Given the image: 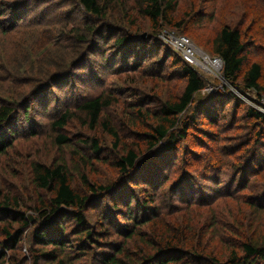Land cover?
Returning a JSON list of instances; mask_svg holds the SVG:
<instances>
[{
	"label": "trees",
	"instance_id": "1",
	"mask_svg": "<svg viewBox=\"0 0 264 264\" xmlns=\"http://www.w3.org/2000/svg\"><path fill=\"white\" fill-rule=\"evenodd\" d=\"M55 1L0 0V33H31L28 41L11 42L3 49L4 54L14 61L17 58L12 51L22 50L25 53H22V60L18 59L20 67L27 61L37 63L39 74L47 82L41 84L37 78L25 80L22 75L13 74L5 78L12 80L8 85L12 90L0 85V157L6 154L5 150L11 147L19 134L34 136L38 134L34 124L41 126L42 132H45L43 126L47 125L48 137L55 132L56 136L51 137L57 145L71 147L74 163L88 164L89 156L81 147L85 146L103 161L104 156L109 155L114 160L118 175L109 183L95 182L82 175L83 190L74 185L73 174L65 160L50 165L35 161L31 165L33 182L48 192L36 208L40 221L31 239H35L40 248H34L35 257L31 264L71 262L73 257L64 252L67 246L74 245L70 244L62 223L67 217L75 221L73 237L78 236L80 240L72 241H80L78 253L88 255L83 251L86 241L98 244L100 252L94 253L93 260L100 264H264V112L252 106L243 107L245 104L241 98L227 89L200 95L207 84L201 72L159 37L167 25L179 30L186 24L184 19L174 15L179 0H71L81 6L80 10L91 21L82 26L77 23L71 32L76 43H86L85 52H75L73 57L71 53L70 56L65 53L59 63H56V56L52 57V62L51 55L60 45L53 44L55 40L49 37L55 31L49 20H55L60 14ZM138 19L148 22L151 27L144 39L142 35L145 32L142 31L150 28ZM206 19L205 13H199V24L203 26ZM43 23L48 25L49 30L42 31ZM178 30L175 31L182 33ZM249 39L255 38L244 34L239 26L225 24L211 37L210 53L223 61V77L239 92L261 93L264 91V66L257 61L249 62V47L252 44ZM92 58L96 61L102 58L100 66L117 74L144 71L157 75L153 69L157 59L161 58L162 66L168 60L169 64L174 63L180 68L185 78L180 93L146 101L132 110L134 116L127 127L134 139L139 138L144 144L133 141L130 146L121 148L125 142L122 128L108 114L109 108L118 102L111 89L101 90L93 96H82V88L72 93L70 98L75 99L72 106L66 105L62 92L58 97H51V88L63 91L71 86L72 76L75 78V75L85 72L81 70L82 62ZM33 64L31 67L34 68ZM89 76L92 73L89 72ZM96 77L99 78V75L96 74ZM227 104L232 105L231 111L225 110ZM36 108L43 109L41 116L40 113L32 115ZM190 111L192 114L182 124L181 119L184 121ZM229 113L231 118L240 116L252 130L248 133L249 138L237 149L239 152L249 144L250 151L246 149V155L243 151L244 159L238 162L236 169L241 183L234 186L235 182H230L226 187L218 184L214 190L221 199L245 196V207L253 214L254 222H246L245 232L237 234L238 240L231 242L230 249L226 251L218 245L209 248L210 238L206 239L204 233L209 230L208 223L212 220L206 218L200 225L198 219H183V214L204 207L212 210L216 206V198H211L208 192L198 187L190 174L166 188L165 182L169 178L165 174L174 163L170 156L179 160L180 143L195 122L218 125L229 122ZM73 119L87 124L91 130L100 129L109 133L114 141V153L112 150L105 153L97 138L79 137L75 140L65 132ZM181 125L183 127L179 129ZM236 126L243 127L239 123ZM27 129H30L28 134ZM254 181L258 184H250ZM245 189L247 193H243ZM0 207L5 215L18 212L21 221L20 229L15 232L11 224L4 226L5 243L0 241L4 245L0 250V264H4L8 256L5 245L8 249H15L22 240L24 229L29 228L38 217L20 212L17 197L1 189ZM215 222L216 219H213L212 223ZM142 226L145 228H140ZM116 235L124 236L125 240L112 241L111 237ZM214 237L221 240L217 234ZM130 245L134 246V252H131Z\"/></svg>",
	"mask_w": 264,
	"mask_h": 264
},
{
	"label": "rangeland",
	"instance_id": "2",
	"mask_svg": "<svg viewBox=\"0 0 264 264\" xmlns=\"http://www.w3.org/2000/svg\"><path fill=\"white\" fill-rule=\"evenodd\" d=\"M3 2H6V0H3ZM55 2L58 5L60 14L55 20H49V23H51L55 29L54 34L52 33L49 37L55 40L53 44L59 43L60 45L59 48L55 49L57 51L51 55V61L53 62L54 58L52 60V57L56 56V63H59L64 59L65 53L66 56L71 53V57H73L75 52H77L76 54L85 52L86 43H76L74 35L71 34V32L74 31L72 28H75L77 23H81L80 26H82V24L84 25V23L91 21V19L88 20L87 15H85L83 10H80L81 6L78 3H74L71 0H57ZM199 13L206 14L207 19L203 24V26L206 25V27L199 24ZM174 15L179 19H184L186 24H184L183 28H180L181 30L172 27V25H167L163 33L169 32L185 36V41L191 42L193 48L197 50V61L207 63L210 59L212 61L218 59L210 53L209 41L220 27L225 24H230L231 26H239L244 34L247 33V35H251L255 38L254 40L249 39V42L252 41L249 47V62L252 63L257 61L264 66V0H179ZM138 20V22L142 21L144 24L147 23V27L150 29H145L142 32L149 34L151 30L150 24L144 20ZM176 29L182 33L176 32ZM46 30H49V27L45 24L42 31ZM2 34L3 33H0V82L3 84L0 83V85H3L4 89L8 88L12 90V88L8 86L12 80L5 78L13 74L22 75L23 78H26L25 80L28 78H37L41 81V84L47 83L45 78L39 74V65L37 63L33 64L27 61L22 68L20 67V61H18V59L22 60V53L25 52L14 49L12 53L15 54V58L17 59L13 61L7 59L3 51V49L9 46L13 41H28L31 33L26 31H13L8 33V35ZM160 39L164 42L161 36ZM103 45L104 44H101V46ZM107 48L110 49L111 46ZM162 52L163 50H161L160 56ZM204 56L206 60L202 59ZM104 60L106 61V58ZM157 60L158 63L153 69V72H156L157 75H151V72L148 73L144 71L127 74L111 73L100 66L102 58H99L98 61L94 58L89 60L85 59L81 64V70L84 69L85 72L75 75V78L72 76L71 86L66 87L63 91L51 88L49 92L51 97H58L62 92L64 95L63 100L66 105L72 106L75 103V99L73 100L70 98L72 93L82 88H84L82 89L84 90L82 96H93L101 90L107 91L111 89L113 96L117 98L118 102L109 108L108 114L113 117L114 122L122 128L121 134L125 144L123 143L121 148L130 146L133 141L138 144H144L139 138L134 139L132 131H129L127 127L130 125V118L134 116V111L132 110L139 104H145L146 101L149 102L156 98L164 99L168 95L180 93L185 84V78L181 75L179 67L175 66L174 63L169 64L168 60L166 64L162 66V64H160L162 58ZM32 64L35 66L34 68L31 67ZM192 65L196 66L207 82L206 87L202 90L200 95L205 96L212 94L217 89H227L241 98L242 102L245 104L243 107L252 106L264 112V91L261 93L249 91L248 94L239 92L231 83L227 82L223 76L215 74V70L208 63L204 66L200 64ZM88 66L90 68H88ZM78 70L81 72L80 69ZM218 70H220V73L222 72L221 68ZM89 72L92 73V76H89ZM96 74L99 75V78L96 77ZM95 81H98V83H95ZM13 83L18 84V82ZM66 92H68V96ZM231 107L232 105L228 106L227 104L225 110L227 111V109H229L231 111ZM36 109L37 110L32 111V115L40 113L41 116L44 112L43 109ZM48 113L47 111V114ZM189 114L191 115L192 111L188 113L184 121L181 119L182 124L188 120L186 118L190 117ZM228 116L230 117L229 122H222L218 125L195 122L189 128L190 132H188L186 138L180 143L181 151L177 154L179 160H174V156H170L174 163L165 174L166 177L169 178L167 182H165L166 188H169L172 184L179 181L182 176L190 174L194 177L198 187L208 192L211 198H216V206L212 210H208L207 207H204L201 210L185 215L183 214V219H198L200 220V225H202L206 218L212 221L216 219L217 222L212 223L211 221L208 223L210 228L204 235L206 239L210 238L209 242H211V244L209 245L211 247L209 246V248L218 245V247L226 251L230 249L232 245L231 242L238 240L237 234H243L245 232V227L247 226L246 222H254L253 214L245 207L247 206L244 203L245 196H239L241 197L240 199H238V197L233 198V196L221 199L217 197L216 190H214L215 186L218 184L226 187L230 182H235L234 186L241 183L239 173L236 169L238 162L244 159L243 151L244 155L248 153L245 152L246 149L250 151V146L248 144L245 149H239V152H237L240 143L249 138L248 133L252 131L246 126L247 122L242 120L240 116L237 119L234 117L231 118L230 113ZM43 122L45 123V121ZM238 123L243 126L241 127L243 129L236 126ZM181 127H183V125L179 126V129H181ZM34 128L38 131L37 135H27L24 137L22 134H19L18 137L13 140L11 147L5 150L6 154L0 157L1 191L17 197L20 212L33 214L38 217L36 222H32L33 224H31L29 228L26 230L24 229L25 232L23 233L22 240L15 249H8L5 245L4 250L8 256L4 264H31L35 257L33 255L35 251L34 248H36V250L40 248L39 245L35 243V239H31V235H33V231L39 225L40 221V214L36 211V208L39 206L41 198L46 197L48 192L38 188L33 182L31 165H33L35 161L50 165L57 161L65 160L71 169V174H73L74 185L80 186L83 190L82 175L88 176L89 179L95 182L108 183L116 180L118 175L114 160L111 159L109 155L104 156L105 160L103 161L101 157L97 158L91 153L87 147L81 146L86 150L85 153L89 156V162L86 165H84L83 162L81 164L74 163L71 147L59 146L53 141L54 138L51 136H56L55 132L48 137L46 133V129L48 128L47 125L45 128L43 126V131L45 132H42V127L37 124H34ZM27 131L28 134L30 129H27ZM64 131L70 136L72 135L75 140L79 137H85L89 140L92 138L99 139L105 153L109 152V150L113 151V148H115L114 141L109 133L100 129L99 131L91 130L87 124L79 122L78 120L74 121L73 119ZM185 143L187 144L185 145ZM208 143L210 145H208ZM141 154L144 155L142 152ZM255 182L256 181L250 182V184H258ZM243 193H247V190L245 189ZM1 210L2 208L0 207V241L1 243H5L4 240L6 236L4 233V226L6 224H11L12 231L15 232L20 229L21 221L17 214L18 212L5 215ZM225 219L230 220V222L225 221ZM62 223L66 229V236L69 237L71 241L70 244H74L73 247L67 246V251H64L73 257L69 264H94L95 260H93V255L96 252H100V245L86 241L87 245L83 251L88 252V255H80L77 249L80 241H72L74 239L80 240L78 236L73 237L74 233H72V228L75 225V221L67 217ZM140 228H145V226ZM215 234L220 236V241L217 237L213 238ZM123 237L122 235H116L112 236L111 240L114 242H122L125 240ZM3 247L4 245L0 244V250ZM130 247H132L131 252H134V246L130 245ZM74 256L76 257L74 258ZM42 264L47 263L43 262ZM95 264L100 263L95 261Z\"/></svg>",
	"mask_w": 264,
	"mask_h": 264
},
{
	"label": "built area",
	"instance_id": "3",
	"mask_svg": "<svg viewBox=\"0 0 264 264\" xmlns=\"http://www.w3.org/2000/svg\"><path fill=\"white\" fill-rule=\"evenodd\" d=\"M162 37L164 40V43L174 48L177 52L181 54L183 59L190 63V64H200V61H197L196 52L197 50L193 48L191 42H186L185 36L176 35L174 33H162L159 35V37ZM218 59H214L213 61L210 59L207 61V63L215 70V74H220L223 76L222 72L220 73L219 68H223V61L219 57H215ZM203 60H206L205 56L202 58Z\"/></svg>",
	"mask_w": 264,
	"mask_h": 264
},
{
	"label": "bare ground",
	"instance_id": "4",
	"mask_svg": "<svg viewBox=\"0 0 264 264\" xmlns=\"http://www.w3.org/2000/svg\"><path fill=\"white\" fill-rule=\"evenodd\" d=\"M200 62H202V63H200V65L202 66H204V65H207V63H205V62H203V61H200ZM206 69H207V67H206Z\"/></svg>",
	"mask_w": 264,
	"mask_h": 264
},
{
	"label": "water",
	"instance_id": "5",
	"mask_svg": "<svg viewBox=\"0 0 264 264\" xmlns=\"http://www.w3.org/2000/svg\"><path fill=\"white\" fill-rule=\"evenodd\" d=\"M146 37V33L142 35V38L144 39Z\"/></svg>",
	"mask_w": 264,
	"mask_h": 264
}]
</instances>
